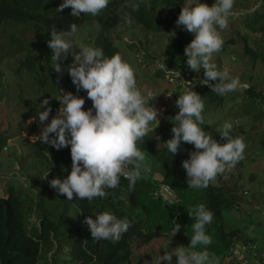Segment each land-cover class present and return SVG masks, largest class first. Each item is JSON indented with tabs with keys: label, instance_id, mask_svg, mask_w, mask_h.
Instances as JSON below:
<instances>
[{
	"label": "trees",
	"instance_id": "16d2710c",
	"mask_svg": "<svg viewBox=\"0 0 264 264\" xmlns=\"http://www.w3.org/2000/svg\"><path fill=\"white\" fill-rule=\"evenodd\" d=\"M63 2L64 0H0V49L1 45L3 48L2 53L0 50V81L11 77L9 87L28 89L29 95V84H24L26 81L22 79L28 81L35 78L33 85H30V95L36 109L25 111V117L35 118L40 110L51 107L53 111L45 122L50 123L61 105L57 100L62 96L61 88L66 87V93L68 89L73 90L70 75L67 72L61 75L53 70L52 50L47 45L53 28H56L57 32L69 31L70 25L76 23L78 30L87 27V30L91 31V28H94L92 24H96L99 27L96 41L88 45L103 49L105 57H111L117 53L121 55L113 33L122 30L127 21H133L141 26L146 35L167 36V68H177L180 64V70L188 71L199 78L192 84L205 105L202 113L204 124L201 127L218 142H225L220 139L219 131L222 129L215 127L214 123H209L208 114L221 109L229 96L216 95L210 87L201 85L199 81L204 79V70L196 73L186 64L184 50L194 36L186 30L178 29L176 24L185 0H136L139 4L138 11L128 7V0H109L108 6L99 15L82 13L79 18L71 16V7L58 11ZM248 16L245 28L252 33L251 36L264 35V6ZM16 31H21L23 36L29 31L35 32L37 36L29 44L19 40ZM248 35L243 37L246 54L255 64L259 60L264 61V53H258L249 46ZM93 36L88 35L87 38L91 39ZM6 37L14 43L12 51L4 47ZM139 40L129 47H138L152 57L148 50L151 44L146 42V46L143 45L145 36ZM226 52V46H223L219 53ZM9 55L21 56L15 61L9 60V65L12 64L11 75L3 68L5 56ZM71 63L67 58L65 65ZM40 76L44 77L51 90L39 84ZM157 76L161 77V73ZM41 87H45L48 93H40ZM175 89L177 90L172 98L178 100L185 89L183 85ZM234 92L231 96L241 95L243 98L255 100V105L260 104L256 101L262 98V93L253 86L245 89L243 94ZM44 99L49 100V105L42 109L41 103ZM35 101H39V105ZM174 123L176 122L173 120L165 129L161 126L155 131H149L143 140L138 142L137 146L144 152L151 170L145 178L137 181L133 191L128 190V180L121 178L118 188L106 189L104 198H95L91 202L78 200L75 196L72 201H68L66 195H58L56 190L49 186V178L45 179L48 172V176L61 180L70 174V145L60 150L39 141L31 145L27 158L34 163V170L29 165L28 177L24 169L20 171L18 175L24 177L26 182L15 185V182L11 181L6 197L0 198V264H40L42 261L45 264H134L137 259L134 248L137 245L143 247L162 240H171L175 248L190 246L193 234L191 226L195 219L190 216L189 211L201 203L214 213L212 223L206 226V233L212 238L207 250L216 263L226 264V261H230V264H242L232 252L239 244L253 245L257 255L251 251L249 264L259 262L264 253L262 244L238 229L229 230L225 222L224 213L231 211L237 197L212 182L207 188L189 189L186 170L182 165L185 160L190 159V153L196 151L195 146L182 142L181 149L175 156H172L165 146L158 147V134L165 131V143L173 138ZM32 127L39 128L38 134L42 130L38 120L34 121ZM231 135L243 137L244 141L247 138V132L240 127H232ZM9 139L0 135V155L9 145ZM157 175L161 176L162 180H158ZM163 184L174 189V202L168 203L161 196L155 197ZM121 195L126 197L127 203L119 199ZM104 211H110L118 218H127L131 222L132 226L117 243L92 240L87 226L83 223L89 215ZM33 217L39 222H33ZM176 223L181 225V231L174 236L172 230ZM196 250H203V246H198Z\"/></svg>",
	"mask_w": 264,
	"mask_h": 264
},
{
	"label": "clouds",
	"instance_id": "9594fccd",
	"mask_svg": "<svg viewBox=\"0 0 264 264\" xmlns=\"http://www.w3.org/2000/svg\"><path fill=\"white\" fill-rule=\"evenodd\" d=\"M234 3L235 0H214L212 6H208L201 0H185L176 21L178 27L194 36L184 50L188 68L196 73L203 69L204 79L199 83L210 87L219 96L249 87L238 76L230 75L227 67L219 70L212 62L214 54L222 50L224 43L218 29L228 27L229 18L234 15ZM108 4L109 0H64L58 11L71 7L72 17L79 18L82 13L97 16ZM128 7L133 11L139 10L136 0H128ZM78 31L76 23L70 25L69 31L57 32L53 28L47 45L52 50L53 70L61 75L67 72L77 93L81 90L87 92L92 107L85 111L84 98L61 91L62 96L57 99L61 107L50 123L45 122L53 111L51 107L40 110L33 118L39 121L42 130L32 140L56 150L70 145V174L63 180H50L49 186L58 195H66L68 201L75 196L78 200L91 202L95 198H104L106 189L118 188L121 178L128 180L129 191L135 189L138 180L145 178L151 169L137 144L150 131V124L160 121L158 111L150 106V101L156 96L153 97L151 92L144 94L137 87L133 68L120 54L105 57L103 49L91 46H81L78 52L73 50L72 41ZM70 54L73 62L65 65ZM231 59L235 60L236 57ZM159 67L164 69L166 64ZM167 71L175 72L168 68ZM41 104L44 109L49 105V100L44 99ZM176 107L179 111L172 118L176 122L172 129L173 138L163 145L172 156L179 153L182 142L194 145L196 151L191 152L190 159L182 165L188 177L187 183L189 189L207 188L218 175L243 159L246 143L243 137L231 135L233 125L228 122L219 131L224 143L206 133L201 127L204 124V101L191 88L179 95ZM48 175L49 172L45 179ZM119 199L127 203L124 195ZM189 214L195 219L191 226L193 234L190 246L165 250L164 255L159 254L151 262L145 261V264H173V256L178 257L175 264H216L215 258L207 250L212 238L206 233V226L212 223L214 213L201 203ZM83 223L92 240L112 243L119 242L132 226L127 218H118L110 211L89 215ZM172 231L175 236L181 231V225L176 223ZM198 246H203V250L197 251Z\"/></svg>",
	"mask_w": 264,
	"mask_h": 264
},
{
	"label": "rangeland",
	"instance_id": "374dc122",
	"mask_svg": "<svg viewBox=\"0 0 264 264\" xmlns=\"http://www.w3.org/2000/svg\"><path fill=\"white\" fill-rule=\"evenodd\" d=\"M201 3L212 6L214 2L213 0H201ZM262 6H264V0H235L234 15L229 18L228 27L223 30L218 29L224 41L223 46H226L227 52L225 54L216 53L212 58V62L217 65L219 70L227 67L230 75L238 76L242 83L249 85L247 88H239L234 92L235 94H243L245 93V89L253 86L255 90L262 93V98L256 101L260 104L255 105V100L243 98L241 95L231 96V92L227 94L229 98H227L226 104L221 109L208 114L210 115L208 119L210 124L214 123L213 125H216L215 127L219 126L218 128L220 129L223 128L225 122H228L233 127L243 128L247 132L245 140L246 149L243 159L230 170H226L223 174L218 175L212 181V184L224 187L237 197L231 211L224 213V219L229 230L238 229L244 235L251 236L260 242L264 247V61L259 60L256 64L254 63L246 54L243 39V37H247V34H249V46L258 53H264V35L254 34L251 36L252 33L245 28L248 15L255 13ZM92 26L94 28L92 27L91 31H88L87 27L78 31V35L72 41L74 51L78 52L81 46H89L88 44L96 41L99 27L96 24H92ZM123 28L113 33V39L120 49L121 57L133 68L137 87L144 94L151 92L153 93V97L156 96L150 101V106L158 111L160 123L155 122L150 124V132L157 130L161 126L162 129H165L179 111L176 107L177 99L172 97L177 90L175 88L180 85V83H172L169 80L170 73L159 67L160 64H169L166 55L167 36L146 35L142 31L141 26L133 21H127ZM177 28L182 30L181 27ZM16 33L19 40L29 44L37 36V33L30 31L24 36L21 31H16ZM94 33L96 34L94 35ZM88 35L94 36L88 39ZM144 36L146 40L143 42V45L146 46V42L148 45L151 44L148 50H150L152 57L148 56L146 50L144 52L138 47L137 49L129 47L133 43H138L140 41L139 38ZM13 45V41L6 37L4 47L12 51L14 49ZM0 50L2 53V45ZM18 57L21 58V56H5L3 68L9 72V75L12 74V64L9 65V60L15 61ZM232 57H236V59L232 60ZM68 58L73 62L74 58L71 54ZM167 64L166 66H168ZM176 67L179 70L181 69L180 64ZM177 68H172L171 71H175L172 73H189L185 70H180V72ZM160 73L161 77H158L157 75ZM184 78L186 80H183L185 83L183 84V88H191L195 91L192 83L199 78L192 74ZM4 79L0 81V135L10 139L6 150L0 155V198L6 197L8 184L11 181L15 182V185L26 182L24 177L22 178L18 175L20 171L22 172L24 169L26 177H28L29 165L34 170V163L27 157L31 151V145L38 142L32 140V137L40 134H38L39 128L35 129V127H32L34 123L33 118L24 116L25 111L28 112L30 109H36L32 104L33 100H31L30 95L31 86L33 85L32 81H35V78H30L28 81L27 79H22V81H26L24 84H29V95L28 89H16L14 86H12L13 89L10 88L11 77ZM40 79L39 84L49 88L44 77L40 76ZM187 79L189 80L187 81ZM12 85H14V82ZM41 88L39 89L40 93L42 91L44 94L48 93L45 87ZM65 88H61V91L65 92ZM67 92H72L74 95L85 99V111L92 107V101L87 98L86 91L81 90L77 93L76 87L73 85V90L70 91L68 89ZM170 93H172L171 96L168 95ZM35 103L39 105L40 102L35 101ZM60 107L61 105L58 107V110ZM164 133L165 131L157 136L159 147H164ZM48 178L50 180L53 179L52 176H48ZM157 178L161 179V176L157 175ZM26 188L28 187L26 186ZM32 221L39 222L36 217H33ZM176 241L178 242V240ZM171 243V240H162L154 245L143 247L137 245L134 248L135 257L137 256L134 264H145V261L151 262L153 257L156 258L159 254L164 255L165 250L171 251L172 248H175ZM173 259H175L173 260V264H175L178 257L173 256ZM40 264H45V262L42 261ZM162 264H167V262H162ZM216 264H222V262ZM226 264H230V261H226Z\"/></svg>",
	"mask_w": 264,
	"mask_h": 264
},
{
	"label": "built area",
	"instance_id": "2783aa9c",
	"mask_svg": "<svg viewBox=\"0 0 264 264\" xmlns=\"http://www.w3.org/2000/svg\"><path fill=\"white\" fill-rule=\"evenodd\" d=\"M170 71L172 69L168 68ZM164 70L167 71V68L165 67ZM191 75L190 73H186V74H179V73H170L169 74V80L174 83V84H177V83H180V85H183L185 84L183 82V80H186L184 77H188L189 75ZM189 79H187L188 81ZM158 180H162V177L161 179H158ZM162 189H165L163 192H162ZM163 197V199L168 202V203H172L175 201V198H176V193L174 191V189L169 186V185H161L160 187V190L159 192L155 195V197ZM252 252H254V255H257V252H256V248L253 246V245H241L239 244V248L235 247L232 252H233V255L236 256V258L238 259L239 262H241L242 264H249L250 261H249V254ZM256 264H264V253L262 254L261 256V260L259 262H257Z\"/></svg>",
	"mask_w": 264,
	"mask_h": 264
}]
</instances>
